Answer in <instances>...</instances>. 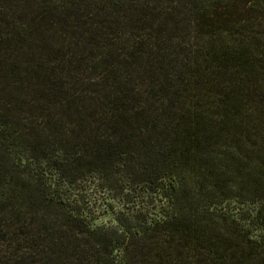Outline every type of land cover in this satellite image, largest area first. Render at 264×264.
I'll return each mask as SVG.
<instances>
[{
  "label": "trees",
  "instance_id": "16d2710c",
  "mask_svg": "<svg viewBox=\"0 0 264 264\" xmlns=\"http://www.w3.org/2000/svg\"><path fill=\"white\" fill-rule=\"evenodd\" d=\"M0 264H264V0H0Z\"/></svg>",
  "mask_w": 264,
  "mask_h": 264
},
{
  "label": "rangeland",
  "instance_id": "374dc122",
  "mask_svg": "<svg viewBox=\"0 0 264 264\" xmlns=\"http://www.w3.org/2000/svg\"><path fill=\"white\" fill-rule=\"evenodd\" d=\"M85 198L88 199L89 202L97 201V204L101 200L100 193L95 191L92 187L88 190V193L85 195ZM109 218H110V215L98 216V219H96L95 223L100 224L102 222H105Z\"/></svg>",
  "mask_w": 264,
  "mask_h": 264
}]
</instances>
